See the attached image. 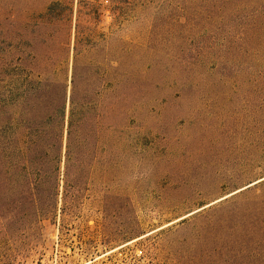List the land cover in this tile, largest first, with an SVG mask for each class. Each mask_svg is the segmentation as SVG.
I'll return each instance as SVG.
<instances>
[{"label": "rangeland", "instance_id": "rangeland-1", "mask_svg": "<svg viewBox=\"0 0 264 264\" xmlns=\"http://www.w3.org/2000/svg\"><path fill=\"white\" fill-rule=\"evenodd\" d=\"M51 1L0 0V57L5 33ZM64 2L71 58L78 27L82 71L101 76L110 125L115 96L128 91L129 148L124 156L118 134L102 135L79 202L65 203L61 185L47 218L0 214V264H224L213 258L220 236L197 217L264 180V36L240 14L208 20L194 0Z\"/></svg>", "mask_w": 264, "mask_h": 264}, {"label": "trees", "instance_id": "trees-1", "mask_svg": "<svg viewBox=\"0 0 264 264\" xmlns=\"http://www.w3.org/2000/svg\"><path fill=\"white\" fill-rule=\"evenodd\" d=\"M194 1L200 2L198 11L210 13L208 20L240 14L247 20L245 30L253 27L264 36V0ZM125 2L115 0V10ZM70 10L64 0H52L32 23L19 25L14 36L5 33L4 42L10 44L0 57V214L4 216L47 218L57 213L61 185L65 203L82 200L95 179L100 138L109 130L118 134L124 156L129 148L128 91L115 96L111 105L115 120L110 125L102 107V88L97 86L101 76L82 71L87 67L82 51L85 35L78 27L71 58ZM88 39L86 46L91 44ZM25 47L31 53L26 55ZM71 59L72 71H54L69 67ZM25 63H46L53 71H25ZM24 203L30 206L24 208ZM197 218L205 219L215 239L220 236L214 259L224 264H264V180Z\"/></svg>", "mask_w": 264, "mask_h": 264}, {"label": "water", "instance_id": "water-1", "mask_svg": "<svg viewBox=\"0 0 264 264\" xmlns=\"http://www.w3.org/2000/svg\"><path fill=\"white\" fill-rule=\"evenodd\" d=\"M255 184H257V183H255Z\"/></svg>", "mask_w": 264, "mask_h": 264}]
</instances>
